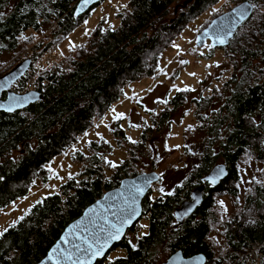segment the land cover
I'll return each instance as SVG.
<instances>
[{"label":"trees","instance_id":"16d2710c","mask_svg":"<svg viewBox=\"0 0 264 264\" xmlns=\"http://www.w3.org/2000/svg\"><path fill=\"white\" fill-rule=\"evenodd\" d=\"M78 1L0 0V51H17L21 33L54 25L53 34H61L62 44L88 15L89 10L75 15ZM220 1L123 0L119 8H112L115 25L103 17L86 40L66 51L61 47L70 69L59 77L40 73L39 80L47 83L38 90L41 99L14 112L0 111V212L27 196L36 182L46 185L53 174L52 162L72 150L125 97L127 86L157 75L161 54L176 44L191 20ZM243 1L252 5V13L229 44L215 47L220 59L213 74L201 79L197 90L180 89L159 113H150V124H140L138 142L125 139L124 131L115 126L120 120L111 124L109 135L126 147L121 164L113 166L107 159L112 147L104 138L88 141L86 152L71 153L76 172L0 232V264L37 263L86 206L121 179L148 170L141 166L148 136L170 130L172 114L184 106L188 108L182 116L191 115L194 120L185 128L183 145L192 165L184 185L191 189L177 187L174 193H160L155 199L148 193L142 201L147 231L133 244L125 241L135 223L110 249L121 248L125 254L96 264H156L164 250L171 254L179 249L184 256L204 254V264H247L254 244L259 246L258 264H264V0H237L236 5ZM24 59L29 58L20 61ZM25 73L12 85L14 90L21 84L13 91L16 94L22 93ZM245 163L257 167L258 175L253 176L240 206L221 219L216 197L229 193L239 198ZM216 164L225 165L227 176L209 186L202 177ZM201 184H205L201 204L178 222L174 210ZM216 228L221 230L220 243L208 240Z\"/></svg>","mask_w":264,"mask_h":264},{"label":"rangeland","instance_id":"374dc122","mask_svg":"<svg viewBox=\"0 0 264 264\" xmlns=\"http://www.w3.org/2000/svg\"><path fill=\"white\" fill-rule=\"evenodd\" d=\"M121 1L123 2V0H102L93 5L81 25L72 34L68 35L62 44L58 41L61 40V34H53L55 25L51 29L47 27L40 32L31 31L30 29L21 33V43L17 51H0V75L11 70L19 63L26 51L38 52L42 50L41 48L45 46L46 42H49L47 46L58 45L60 49L62 47L63 51H66L67 47H74L82 40H86L88 33L103 17L107 24L115 25L117 20L115 18L112 20L111 18L112 8H119L121 4L119 2ZM236 2L237 0H221L215 8L191 20L177 36L176 44L174 43L173 47L168 48L161 54L157 75L141 78L127 86L125 97L116 103L96 126L83 135L72 150L70 149L64 157H57L52 162L53 174L46 185L36 182L27 196L16 201L5 211H1L2 213L0 212V232L15 222L37 200L57 191L59 185L69 173L73 174L76 172L77 166L70 159L71 153L75 152L76 149L86 152L88 141L104 138L112 147L111 151L106 155L107 159L111 161L112 165H119L126 157V147L118 145L109 135L108 131L111 124L120 120L115 126H119L124 131L125 139L131 142H138L141 139L143 127L140 124H150L148 119L150 113L153 115L159 113L167 101L180 89L197 90L199 81L213 74L214 68L220 59V50L212 48L208 42H205L202 46L196 45V37L207 21H211L214 16L221 14L226 7L230 8L231 4L235 6ZM39 43L42 45L40 48L35 49ZM64 54L67 56V52H64ZM187 108L188 106L181 107L172 114L170 130L165 128L163 134L148 136L145 143V155L141 157V166H145L148 169L145 172L155 170L160 175L159 181L153 184L150 191H148L153 199L157 198L160 193L172 194L177 187H181L182 191L191 189L189 186L184 185L188 173L192 170L191 160L185 156L183 151L184 131L187 125L194 124L191 115L189 117L182 116V111H186ZM190 108L191 110L193 109L192 106ZM121 143H124V139L121 140ZM152 164L156 166V169L150 168ZM257 166L260 167L259 164ZM245 168L247 173L243 176L239 198L235 199L229 193L216 197V209L219 211L221 219L231 215L236 207L240 206L242 198L247 193L253 180V176L258 175L259 169L257 167L253 165L246 167L245 163ZM136 170H140L139 166L136 167ZM237 201L238 204H236ZM147 227V217L142 215L137 219L132 231L127 234L125 241L133 244L141 233L147 231ZM208 240L220 243L222 241L221 230L218 228L214 229ZM256 251L253 247L248 251V263L252 261L251 254ZM124 254L125 250L117 248L114 251L110 250L103 259L106 258V261H111L115 257ZM169 254L170 252L167 253L164 250L156 264L164 261ZM242 257H244V254ZM101 261L102 259L99 262Z\"/></svg>","mask_w":264,"mask_h":264},{"label":"water","instance_id":"95a60500","mask_svg":"<svg viewBox=\"0 0 264 264\" xmlns=\"http://www.w3.org/2000/svg\"><path fill=\"white\" fill-rule=\"evenodd\" d=\"M100 1L102 0H79L75 6V15L83 14ZM186 3L185 1L184 5ZM252 10V5L243 1L229 12L217 15L198 33L196 45L202 46L209 41L213 48L226 46L237 28L250 17ZM29 62V59H24L0 75V111L14 112L42 98L39 91L16 94L11 90V85L24 74ZM226 176L225 165L216 164L202 177V181L214 186ZM159 179L160 175L155 170L139 172L121 179L116 187L105 191L86 206L77 218L69 222L45 256L35 264H96L124 238L127 230L142 216V201ZM204 189L205 184L194 187L190 191V198L175 209L174 216L178 222L182 223L201 204ZM118 230L119 239H111ZM97 252L99 254L94 255ZM205 261L206 257L202 253L184 256L179 249L160 264H204Z\"/></svg>","mask_w":264,"mask_h":264},{"label":"built area","instance_id":"2783aa9c","mask_svg":"<svg viewBox=\"0 0 264 264\" xmlns=\"http://www.w3.org/2000/svg\"><path fill=\"white\" fill-rule=\"evenodd\" d=\"M232 7L233 4H231L230 8L226 7L223 9L222 13L229 12ZM22 57L30 59V64L26 69L23 79L22 93L39 90L42 85L47 84L46 81L42 82L39 80L40 73L47 72L50 75L59 77L62 76L61 73L63 71L70 69L67 58L65 55H63L58 45L47 46L38 52L26 51ZM20 85L21 84H16L13 91L17 92V90L20 88ZM259 255V252L254 254L252 256V261L250 263L247 262V264H258Z\"/></svg>","mask_w":264,"mask_h":264},{"label":"snow or ice","instance_id":"6c2138e0","mask_svg":"<svg viewBox=\"0 0 264 264\" xmlns=\"http://www.w3.org/2000/svg\"><path fill=\"white\" fill-rule=\"evenodd\" d=\"M85 2H87V0H85ZM122 115V114H121ZM117 118H119V117H117ZM113 166H115V165H113ZM111 239H113V240H115V239H119V230L115 233V234H113L112 236H111ZM99 254V252H97V253H94V255H98Z\"/></svg>","mask_w":264,"mask_h":264},{"label":"bare ground","instance_id":"6f19581e","mask_svg":"<svg viewBox=\"0 0 264 264\" xmlns=\"http://www.w3.org/2000/svg\"><path fill=\"white\" fill-rule=\"evenodd\" d=\"M207 173H208V172H207ZM207 173H206V174H207ZM206 174H205V175H206ZM205 175H204V176H205ZM116 244H117V243H116ZM253 248H254V250L256 251V250H258L259 246L256 245V244H254V245H253ZM254 254H256V252L252 253V254H251V257H252Z\"/></svg>","mask_w":264,"mask_h":264},{"label":"flooded vegetation","instance_id":"af4514ba","mask_svg":"<svg viewBox=\"0 0 264 264\" xmlns=\"http://www.w3.org/2000/svg\"><path fill=\"white\" fill-rule=\"evenodd\" d=\"M209 186H211V185H209ZM175 211V210H174Z\"/></svg>","mask_w":264,"mask_h":264}]
</instances>
